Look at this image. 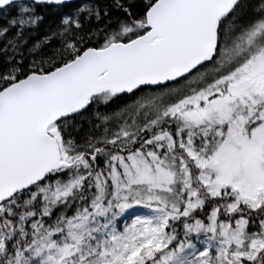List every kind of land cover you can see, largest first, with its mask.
Here are the masks:
<instances>
[{
    "label": "snow or ice",
    "instance_id": "1",
    "mask_svg": "<svg viewBox=\"0 0 264 264\" xmlns=\"http://www.w3.org/2000/svg\"><path fill=\"white\" fill-rule=\"evenodd\" d=\"M0 264H264V0H0Z\"/></svg>",
    "mask_w": 264,
    "mask_h": 264
}]
</instances>
